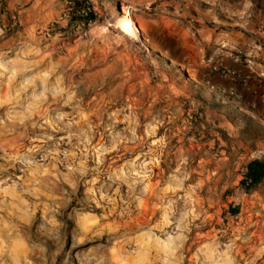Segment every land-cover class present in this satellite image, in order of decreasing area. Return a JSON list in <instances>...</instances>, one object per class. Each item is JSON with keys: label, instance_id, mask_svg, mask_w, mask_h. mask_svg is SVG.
Wrapping results in <instances>:
<instances>
[{"label": "rangeland", "instance_id": "rangeland-1", "mask_svg": "<svg viewBox=\"0 0 264 264\" xmlns=\"http://www.w3.org/2000/svg\"><path fill=\"white\" fill-rule=\"evenodd\" d=\"M92 1L84 27L66 0L30 26L5 5L0 264H264V181L240 186L264 130L120 33L122 5ZM206 6L264 43V0Z\"/></svg>", "mask_w": 264, "mask_h": 264}, {"label": "crops", "instance_id": "crops-1", "mask_svg": "<svg viewBox=\"0 0 264 264\" xmlns=\"http://www.w3.org/2000/svg\"><path fill=\"white\" fill-rule=\"evenodd\" d=\"M99 1H102L101 5H122L123 8L129 9L140 34L158 51L164 52L174 62V66L162 59L150 45L143 43L140 37L135 39L150 55L169 68H181L202 76L204 84L212 88L217 98L242 112V118L254 122L264 130V63L250 68L252 76L245 86L223 80L210 71L212 63L222 60L238 73H248V68L235 62L231 54L235 48L251 47L254 38L234 29L224 30L221 22L219 25H211L206 6L208 0ZM6 5L10 10H18L22 23L30 26L48 24L53 18L54 5H63V2L6 0ZM259 31L260 29L257 30L258 33ZM261 45L264 48V43ZM204 73L207 76L203 77ZM230 90L238 92L242 100L239 102L228 100L225 94ZM222 122L228 123L225 119ZM254 145L256 156L250 158L248 162L261 159L264 155V141L254 142Z\"/></svg>", "mask_w": 264, "mask_h": 264}, {"label": "built area", "instance_id": "built-area-1", "mask_svg": "<svg viewBox=\"0 0 264 264\" xmlns=\"http://www.w3.org/2000/svg\"><path fill=\"white\" fill-rule=\"evenodd\" d=\"M6 0H0V29H4V16L6 13ZM62 20L71 21L78 24V27H84L92 20L100 18V12L96 4L92 0H66L65 8L62 13ZM17 26L15 18L11 22L9 29H14ZM231 57L235 62L240 63L248 68V73L240 74L236 70L229 68L222 60L212 63L210 66L211 73L217 75L223 80H230L232 82L247 85L252 76L250 68L263 65L264 63V48L261 44H252L246 49L235 48L232 50ZM208 90L213 91L208 86ZM225 96L228 100L239 102L242 96L233 90L226 92Z\"/></svg>", "mask_w": 264, "mask_h": 264}, {"label": "bare ground", "instance_id": "bare-ground-1", "mask_svg": "<svg viewBox=\"0 0 264 264\" xmlns=\"http://www.w3.org/2000/svg\"><path fill=\"white\" fill-rule=\"evenodd\" d=\"M119 13H120V15L116 21V27L120 33H122L126 36H129L131 38H134V39H137L138 37H140V39H141V41H143V43L150 45L151 49L153 51L159 53V55L162 59L167 60L170 63V65L174 66V62L171 59H169L165 55L164 52L158 51L155 47H153L150 44V42L148 41V39L145 36L140 34L139 28L136 25L134 19L132 18L131 11L129 9L120 8ZM184 73L191 82L199 83V81L196 79V77L190 71L185 70Z\"/></svg>", "mask_w": 264, "mask_h": 264}, {"label": "trees", "instance_id": "trees-1", "mask_svg": "<svg viewBox=\"0 0 264 264\" xmlns=\"http://www.w3.org/2000/svg\"><path fill=\"white\" fill-rule=\"evenodd\" d=\"M264 181V159H253L245 167L243 178L240 181L241 188L246 192L254 191ZM232 215L238 213V209L230 208Z\"/></svg>", "mask_w": 264, "mask_h": 264}, {"label": "clouds", "instance_id": "clouds-1", "mask_svg": "<svg viewBox=\"0 0 264 264\" xmlns=\"http://www.w3.org/2000/svg\"><path fill=\"white\" fill-rule=\"evenodd\" d=\"M80 135H83V133H81ZM32 150L34 151V149H32ZM13 159H15V158L13 157ZM79 170L81 171V174H82V168L79 169ZM70 171H71V169H70ZM185 178H186V177H185ZM22 194H26V195L31 196V195H33L34 193L31 192V191H29L27 188H25V189L23 190V193H22ZM20 204L23 205V204H24V201L21 200V201H20ZM13 208L16 209V212H17V213L21 212V208L16 207V205H13ZM4 211H8V210H7V209H4ZM25 211H26V210H25ZM11 215H12L11 212H9V217H10ZM6 219H8V218H6ZM17 219H21V220H23V216H18ZM25 222H26V221H25ZM9 227H12L13 230H15V226L11 224V220H10V219H8V223L5 224V229L7 230ZM6 234H7V235H11L10 232H7ZM169 239L171 240L172 237H169ZM37 251H42V250L38 249ZM66 264H67V262H66Z\"/></svg>", "mask_w": 264, "mask_h": 264}]
</instances>
